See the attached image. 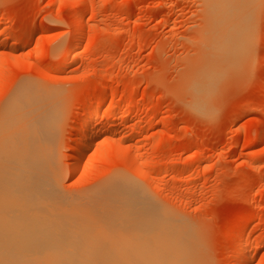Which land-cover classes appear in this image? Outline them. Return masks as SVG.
<instances>
[{"label":"rangeland","instance_id":"1","mask_svg":"<svg viewBox=\"0 0 264 264\" xmlns=\"http://www.w3.org/2000/svg\"><path fill=\"white\" fill-rule=\"evenodd\" d=\"M203 22L199 0H0V105L23 82L65 104L60 192L82 194L109 175L130 176L177 221L185 264H239L246 240L264 241V0L241 81L193 107L178 81L199 50ZM29 34V44L10 48ZM75 39L77 57L64 64ZM104 95L103 111L131 102V117L96 138L76 176L71 148ZM115 146L126 148L127 159ZM247 253L248 264H264V246Z\"/></svg>","mask_w":264,"mask_h":264},{"label":"bare ground","instance_id":"2","mask_svg":"<svg viewBox=\"0 0 264 264\" xmlns=\"http://www.w3.org/2000/svg\"><path fill=\"white\" fill-rule=\"evenodd\" d=\"M199 1L204 20L199 50L186 60L178 81L193 107L241 81L250 65L262 0ZM32 40L29 34L10 48L20 49ZM79 46L75 39L64 64L77 57ZM54 96L23 82L0 105V264H185L176 247L177 221L130 176L109 175L82 194L60 192L56 182L63 174L58 148L65 104H54ZM104 102L105 95L90 105L77 133L79 142L71 148L77 156L76 176L96 138L116 133L114 124L128 120L134 108L131 102L111 103L103 111ZM120 107L126 113L111 114ZM104 120L108 126L95 127ZM115 147L127 159L126 148ZM138 175L146 178L143 172ZM156 182L152 190L159 192ZM261 246L264 241L246 240L237 251L243 256L239 264L249 263L248 249Z\"/></svg>","mask_w":264,"mask_h":264}]
</instances>
